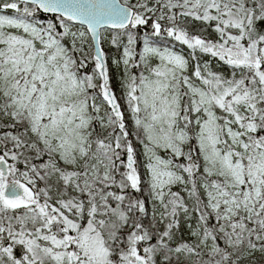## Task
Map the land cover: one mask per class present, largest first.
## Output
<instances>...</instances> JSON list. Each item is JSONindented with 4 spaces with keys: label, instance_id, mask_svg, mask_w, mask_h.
Segmentation results:
<instances>
[{
    "label": "snow or ice",
    "instance_id": "snow-or-ice-1",
    "mask_svg": "<svg viewBox=\"0 0 264 264\" xmlns=\"http://www.w3.org/2000/svg\"><path fill=\"white\" fill-rule=\"evenodd\" d=\"M0 264H264V0H0Z\"/></svg>",
    "mask_w": 264,
    "mask_h": 264
}]
</instances>
